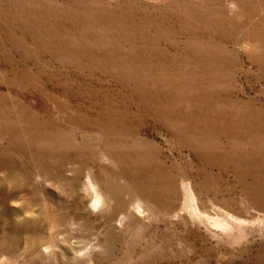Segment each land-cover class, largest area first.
I'll return each mask as SVG.
<instances>
[{"label":"rangeland","instance_id":"obj_1","mask_svg":"<svg viewBox=\"0 0 264 264\" xmlns=\"http://www.w3.org/2000/svg\"><path fill=\"white\" fill-rule=\"evenodd\" d=\"M0 169V264H264V0H0Z\"/></svg>","mask_w":264,"mask_h":264},{"label":"clouds","instance_id":"obj_2","mask_svg":"<svg viewBox=\"0 0 264 264\" xmlns=\"http://www.w3.org/2000/svg\"><path fill=\"white\" fill-rule=\"evenodd\" d=\"M14 183L15 181L10 178L8 171L6 169H0V187L6 186L7 189L11 191L14 187ZM9 203L13 207L22 210V215L16 217L18 222H22L26 218L32 217L34 215L33 209L28 206V203L24 199L23 195L17 199L11 200Z\"/></svg>","mask_w":264,"mask_h":264},{"label":"bare ground","instance_id":"obj_3","mask_svg":"<svg viewBox=\"0 0 264 264\" xmlns=\"http://www.w3.org/2000/svg\"><path fill=\"white\" fill-rule=\"evenodd\" d=\"M95 203V202H94ZM140 210V209H139Z\"/></svg>","mask_w":264,"mask_h":264}]
</instances>
